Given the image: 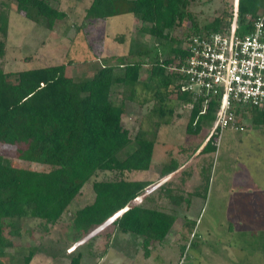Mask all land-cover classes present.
<instances>
[{"label":"trees","instance_id":"1","mask_svg":"<svg viewBox=\"0 0 264 264\" xmlns=\"http://www.w3.org/2000/svg\"><path fill=\"white\" fill-rule=\"evenodd\" d=\"M8 1L15 3L22 17L48 30H54L56 23L66 18L50 0L0 1V59L5 55ZM190 3L191 0H92L85 11L86 20L102 21L129 14L149 24L144 32L157 41H166L170 47L167 52L155 53L154 49L131 42L127 55L117 57L114 65L101 66L89 79L69 77L65 64L15 73H5L0 68V144L14 148L16 158L22 162L49 168L45 172L18 168L0 156V260L13 246L11 239L21 235L20 220H38L43 232H48L97 172L122 175L149 171L155 141L141 133L130 139L122 124L124 102L134 103L139 93L149 94L148 101L155 102L152 112L161 120L169 118L178 103H191L186 131L198 134L204 127H212L215 106L200 116V102H194L180 89L179 77L172 68L177 58L185 55L184 41L189 36L225 32L230 27L231 14L197 28L188 11ZM263 11L264 0H238L240 29L249 30L248 17ZM184 23L192 28L189 33L180 39L172 38L170 31ZM162 53L164 58L160 57ZM144 66L150 70L149 77L141 82L139 75ZM117 87L123 94L116 105L111 94ZM239 113L238 124L243 125L244 117L252 115L253 124L264 126V108ZM215 138H210L202 152H215ZM125 149L130 153L120 159ZM169 166L163 169L164 176L178 170L176 160ZM151 184L122 178L93 182V202L74 212L69 227L73 242L84 238L90 241L74 252L70 264H80L81 250L91 247L92 241L104 234L103 254L121 234L141 240L144 256L149 257L150 246L162 242L175 223L174 213L158 208L153 195L135 205ZM163 192L173 203L185 201L183 195H171L169 189ZM110 228L115 229L111 238L107 237ZM38 252L37 245H27L16 264H30Z\"/></svg>","mask_w":264,"mask_h":264},{"label":"rangeland","instance_id":"2","mask_svg":"<svg viewBox=\"0 0 264 264\" xmlns=\"http://www.w3.org/2000/svg\"><path fill=\"white\" fill-rule=\"evenodd\" d=\"M91 2L50 0L66 18L57 22L54 30H48L22 17L15 3L8 1L9 22L0 68L5 73H15L65 64L69 77L86 80L101 66L114 65L117 57L127 55L131 42L154 49L155 53L169 51L166 41H157L144 32L149 24L132 15L86 20L85 11ZM234 2L191 0L188 11L197 28L216 17L227 15V19L230 14L231 25ZM191 29L184 23L172 29L170 36L180 39ZM149 71L146 66L141 68V82L148 80ZM122 94L121 88H114L112 102L120 104ZM138 95L136 102H124L122 124L131 140L139 133L154 139L149 171L122 175L97 172L48 232H43L38 220H20L21 235L11 239L13 246L5 250L2 264L18 263L25 252L22 253L23 248L31 244L39 247L31 264H70L74 252L90 241L84 238L73 242L69 227L74 212L93 202V182L120 178L152 182L148 193L145 191L135 205L153 195L158 208L174 213L175 223L162 242L150 246L147 258L141 240L121 234L103 254L104 234L92 241L91 247L81 250L80 264H264V126L253 124L252 115L246 117L242 122L244 129L225 130L215 152L204 153L202 149L211 140L210 128L204 127L198 134L186 131L188 105L178 103L171 116L161 120L152 112L155 102L148 101L149 94ZM129 153L130 149H125L119 158L124 159ZM0 156L14 167L49 170L47 166L18 160L14 148L8 145L0 144ZM172 160L177 161L178 170L164 176L163 169L170 167ZM164 188L171 195H183L185 201L173 203L165 196ZM114 232L110 228L107 237L111 238Z\"/></svg>","mask_w":264,"mask_h":264},{"label":"built area","instance_id":"3","mask_svg":"<svg viewBox=\"0 0 264 264\" xmlns=\"http://www.w3.org/2000/svg\"><path fill=\"white\" fill-rule=\"evenodd\" d=\"M248 20L250 29L242 31L235 0L230 27L223 33L189 36L185 55L172 68L180 89L200 102V116L215 106L208 137L215 136L216 145L225 130L244 129L237 123L239 111L264 108V11Z\"/></svg>","mask_w":264,"mask_h":264},{"label":"clouds","instance_id":"4","mask_svg":"<svg viewBox=\"0 0 264 264\" xmlns=\"http://www.w3.org/2000/svg\"><path fill=\"white\" fill-rule=\"evenodd\" d=\"M237 13H238V0H237ZM217 146V145H216Z\"/></svg>","mask_w":264,"mask_h":264},{"label":"water","instance_id":"5","mask_svg":"<svg viewBox=\"0 0 264 264\" xmlns=\"http://www.w3.org/2000/svg\"><path fill=\"white\" fill-rule=\"evenodd\" d=\"M150 191V190H149ZM148 193V191H146Z\"/></svg>","mask_w":264,"mask_h":264},{"label":"crops","instance_id":"6","mask_svg":"<svg viewBox=\"0 0 264 264\" xmlns=\"http://www.w3.org/2000/svg\"><path fill=\"white\" fill-rule=\"evenodd\" d=\"M56 260V259H55ZM31 264V263H30Z\"/></svg>","mask_w":264,"mask_h":264}]
</instances>
